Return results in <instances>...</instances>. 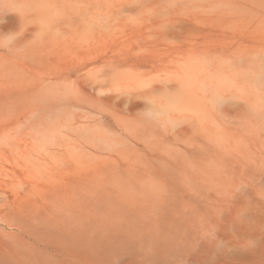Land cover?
Masks as SVG:
<instances>
[{"label": "rangeland", "instance_id": "374dc122", "mask_svg": "<svg viewBox=\"0 0 264 264\" xmlns=\"http://www.w3.org/2000/svg\"><path fill=\"white\" fill-rule=\"evenodd\" d=\"M143 1L0 0L3 123L50 100L53 89L46 85L70 66L103 65L93 63L100 56L140 52L149 58L182 47L170 65L121 62L120 70L130 71L107 82L112 90L157 75L155 81L180 72L192 77L178 98L165 93L151 104L110 102L103 116L91 109L92 131L79 128L70 141L55 134L53 117L45 114L44 135H24L35 163L28 157L30 167L1 200L0 264H264V0ZM10 123L5 132L17 135L18 123Z\"/></svg>", "mask_w": 264, "mask_h": 264}, {"label": "bare ground", "instance_id": "6f19581e", "mask_svg": "<svg viewBox=\"0 0 264 264\" xmlns=\"http://www.w3.org/2000/svg\"><path fill=\"white\" fill-rule=\"evenodd\" d=\"M135 2H137V0H134ZM145 1V0H144ZM143 1V2H144ZM156 1V0H155ZM154 1V2H155ZM161 1H163V0H161ZM130 2V1H129ZM129 2H128V4H129ZM142 2V1H141ZM153 2V1H152ZM157 2V1H156ZM191 2H192V0H191ZM132 3H134L133 1H132ZM132 3H130L131 5H129L130 7L132 6ZM145 3V2H144ZM157 3H159V2H157ZM163 3V2H162ZM183 3V2H182ZM196 3V2H195ZM139 4V3H138ZM143 4V3H142ZM147 4V3H146ZM151 4V3H150ZM154 4V3H153ZM179 4V3H178ZM136 5V4H135ZM134 4H133V6H135ZM148 5V4H147ZM152 5V4H151ZM180 5H182V4H180ZM179 5V6H180ZM184 5V4H183ZM196 5V4H195ZM120 6V5H119ZM132 6V7H133ZM150 6V5H149ZM161 6V5H160ZM160 6H158V7H160ZM123 7H124V5H123ZM122 7V8H123ZM141 7V6H140ZM139 7V8H140ZM143 7H145L144 5H143ZM174 7V6H173ZM134 8V7H133ZM136 8H137V6H136ZM155 8H157V7H155ZM165 8V7H164ZM163 8V9H164ZM179 8V7H178ZM138 9V8H137ZM173 9V8H172ZM116 10L118 11L119 9H117L116 8ZM122 10V9H121ZM121 10H119V12L118 13H120V11ZM130 10V9H129ZM156 10V9H155ZM162 10V9H161ZM166 10H167V8H166ZM117 11L115 12V14L117 13ZM168 11V10H167ZM156 12V11H155ZM158 12V11H157ZM156 12V13H157ZM160 12V11H159ZM166 12V11H165ZM130 13H131V11H130ZM121 14V13H120ZM128 14H129V12H128ZM162 14H164V13H162ZM111 15V14H110ZM117 15V14H116ZM116 15H115V17H116ZM119 15V14H118ZM158 15V14H157ZM112 16H114V15H112ZM126 16V15H125ZM130 16V15H129ZM152 16V15H151ZM182 16H183V14H182ZM106 17V16H105ZM110 17V16H109ZM128 17V16H127ZM185 17H186V13H185ZM117 18V17H116ZM115 18V19H116ZM149 18V17H148ZM151 18V17H150ZM149 18V19H150ZM110 19V18H109ZM124 19V18H123ZM123 19H121V20H123ZM126 19V18H125ZM124 19V20H125ZM168 21V20H167ZM182 21V20H181ZM180 21V22H181ZM187 21V20H186ZM164 22V21H163ZM170 22V21H169ZM171 22H172V20H171ZM174 22V21H173ZM108 23H110V22H108ZM185 23V22H184ZM162 25H163V23H161ZM160 24V25H161ZM175 24V23H174ZM188 24V23H187ZM167 24L165 23V26H166ZM171 25V24H170ZM177 25V24H176ZM182 25V24H181ZM189 25V24H188ZM164 26V27H165ZM187 26V25H186ZM156 26L154 25V24H152V26H151V28H155ZM176 27V26H175ZM183 27H184V24H183ZM163 28V27H162ZM166 28V27H165ZM174 29V28H173ZM178 29V28H177ZM187 30V29H186ZM147 31V30H146ZM149 31V30H148ZM166 31H167V29H166ZM168 31H170V30H168ZM174 31V30H173ZM178 31V30H177ZM180 31V30H179ZM149 35V34H148ZM153 35H155V34H153ZM152 35V36H153ZM147 36V35H146ZM149 36H151V34L149 35ZM156 36V35H155ZM153 37V38H156V37ZM159 37V36H158ZM170 37V36H169ZM140 38V37H139ZM137 39V38H136ZM166 39V38H165ZM158 40V39H157ZM163 40V39H162ZM137 41V40H136ZM140 41V40H139ZM139 41H137V43L139 42ZM164 41V40H163ZM142 42V41H141ZM158 42V41H157ZM133 44V43H132ZM131 44V46H133ZM139 44V43H138ZM141 44V43H140ZM183 45V44H182ZM184 46V45H183ZM133 47H135L134 49H136L137 47H136V45L135 46H133ZM176 48H175V50L174 51H171V50H169V51H164L161 55H159L158 53V55L156 54H154V55H152V57L150 56L149 58L148 57H146L143 53H140V52H135V53H132V54H130V55H125V56H123V55H119V56H114L113 54H111V55H106V56H100V57H98L97 59H95L94 61H93V63L94 62H102L103 63V65H99V66H92V67H89V65L90 64H88V63H83V64H81V65H74L75 67L74 68H72L71 69V67H73V66H70L69 68H70V70L68 69L67 70V72L66 73H64V75H62V76H57L58 77V81L56 80V82H50V83H48L47 85H46V83H45V85L47 86L45 89H48V88H51V89H53V94L52 95H50V100H46L45 102H41V103H36L35 102V104H33L32 105V108H31V113H29V111H22L21 113H19V115H17L16 116V118H14V119H11L10 121L12 122V121H16L17 123H18V127L16 128V131H18V134L17 135H13V129H11L10 131H8V132H5V128H4V124H6V123H10V121L9 122H5V123H3V122H1L0 121V214L2 213V210H1V207H2V204H1V200L2 199H4L5 197L4 196H6L7 195V193H8V187L10 186V185H12V183L14 182V178L15 177H19L18 175H20L21 173H24L29 167H30V161H28V157H30L31 159H34L33 160V162L35 163V161H36V159H37V157L36 156H34V155H32V150H33V145H32V142L31 141H29V140H27L25 137H24V135L27 137V138H32V137H34L35 135L36 136H38L40 133H41V135H44L43 133H42V128L41 127H43L44 126V121H43V117L45 116V114H47V113H51V117H53V119L52 120H54V125H51V126H55V127H53V129L52 128H49V129H52V130H55V132H53V134L55 133V134H58V133H62V136H64L65 138H67V141H70V140H72L73 139V134L75 133V132H77V130L80 128H82V129H86V128H88V127H90V110L91 109H94L97 113H99L101 116H103L104 115V109H103V107H105L104 105L106 104V103H110V102H113V103H118V104H130V103H132V102H134V101H137V100H141V101H143L144 102V100L147 102V103H149V104H151V102L150 101H152V102H154L153 100H151V99H155V98H158L159 96L160 97H162L161 96V94H165L166 93V95H171V96H174L177 92H179L180 90H184V89H182L184 86H185V84L187 83V82H189V80H191V78L189 77V75L188 74H185L184 72H180V75L179 76H177V77H175V78H171V77H173L174 75H172L170 78H169V76H166L167 78H162L161 76H162V73H161V76L159 75V78L161 77L162 79L161 80H156L155 81V78L156 77H158V75L155 73V75H157L153 80L154 81H150V80H148V79H146L147 80V82L145 81V82H141V84L140 83H138V85L136 84V83H134L135 85L134 86H132L131 85V83H128L127 82V84H129V85H131L132 86V88L131 89H129L127 86H126V88H128V89H126V90H121V89H115V90H112L109 86L110 85H112V84H110L109 86H108V84H107V82L108 83H111V82H115L114 80L112 81V79H115L116 77H120L122 74H123V70H124V72H125V69H127L128 70V68L129 67H125V69L123 68V70L121 71L120 69L121 68H119L120 66L118 65V64H120L121 65V62L122 63H131V65L132 66H135L136 64V66L139 68V66H142V67H149L150 65H152V66H155V65H157L156 63H158L159 62V64L160 63H162V64H164V63H168L169 65H170V63H172V64H174L172 61L175 59V57H180V49L182 48V47H180L179 45H178V47L177 46H175ZM172 48V47H171ZM174 48V47H173ZM188 49H190V48H188ZM111 50V49H110ZM161 50H163V49H161ZM178 50H179V52H178ZM132 51H133V49H132ZM157 51V50H156ZM186 51V50H185ZM196 51V50H195ZM148 52V51H147ZM187 53V52H186ZM185 53V54H186ZM198 54H199V52H197ZM177 54V55H176ZM189 56V55H188ZM191 56V55H190ZM189 56V57H190ZM192 56H197L196 55V53L193 55L192 54ZM191 56V57H192ZM5 57V56H4ZM200 57V56H199ZM205 57H206V55H205ZM186 58H187V56H186ZM195 58V57H194ZM193 58V59H194ZM207 58V57H206ZM205 58V59H206ZM183 59V58H182ZM193 59H191V60H193ZM198 59V58H197ZM196 59V60H197ZM209 59H210V56H209ZM212 59V58H211ZM210 59V60H211ZM189 60H190V58H189ZM190 60V61H191ZM195 60V61H196ZM213 60V59H212ZM212 60H211V63H212ZM176 61V60H175ZM179 61H181V60H177V62L176 63H178ZM201 61H203V60H201ZM164 62V63H163ZM188 62V61H187ZM193 62V61H192ZM203 62H206V61H203ZM202 62V63H203ZM209 62V61H208ZM190 63V62H189ZM188 63V64H189ZM202 63H200L201 65H202ZM13 64V63H12ZM80 64V63H79ZM155 64V65H154ZM161 64V65H162ZM179 64V63H178ZM181 64V63H180ZM182 64H185V61H183L182 62ZM192 64V63H191ZM195 64H197V62H195L193 65H195ZM206 63H204V65H205ZM208 64V63H207ZM92 65V64H91ZM131 65H129V66H131ZM211 65V64H210ZM12 66V65H11ZM14 66V65H13ZM12 66V67H13ZM16 66H18V65H16ZM19 66H21L20 64H19ZM27 66V67H26ZM26 66H24V67H26V68H29V66L28 65H26ZM69 66V65H68ZM123 66V65H122ZM132 66H131V69H132ZM159 66V65H158ZM163 66V65H162ZM161 66V67H162ZM172 66V65H171ZM189 66H192V65H190L189 64ZM207 66V65H206ZM22 67H23V65H22ZM23 67V68H24ZM56 67V66H55ZM65 67V66H64ZM63 66H62V68H64ZM168 67H170V66H168ZM195 67V66H194ZM201 67V66H200ZM32 68V67H31ZM65 68H67V67H65ZM64 68V71L63 72H65V69ZM150 68V67H149ZM170 68H172V67H170ZM180 68V67H179ZM189 67L187 66V69H188ZM205 68V67H204ZM210 68V67H209ZM35 69V68H34ZM60 69V68H59ZM57 70V73H59L60 72V70ZM135 69V68H134ZM143 69V68H142ZM152 69V68H151ZM159 68H157V70H158ZM163 69H165V68H163ZM176 69V68H175ZM182 69V68H181ZM20 70H21V68H20ZM36 70V69H35ZM34 70V71H35ZM126 70V71H127ZM136 70V69H135ZM140 70V69H139ZM145 70V69H144ZM144 70H143V72H144ZM161 69H159V71H160ZM168 70H170L169 68H168ZM179 70V69H178ZM188 70H190V69H188ZM198 70V69H197ZM196 70V72H198ZM199 70H201V68L199 69ZM13 71V70H12ZM52 71V70H51ZM54 71H55V69H54ZM128 71H130V70H128ZM153 71H154V69H153ZM167 71V70H166ZM194 71V70H193ZM206 72H207V69L205 70ZM22 72H24V71H22ZM36 73H37V70L35 71ZM43 72V71H42ZM46 73H47V71H45ZM132 72H133V70H132ZM145 72H148V70H146ZM150 72V71H149ZM172 72V71H171ZM195 72V71H194ZM26 73V71L23 73V74H25ZM38 73H40L39 71H38ZM151 73V72H150ZM205 73V72H204ZM23 74H21V73H19V75H23ZM35 74V73H34ZM49 74V73H48ZM131 74V73H130ZM159 74V73H158ZM165 74V73H164ZM169 74H171L170 72H169ZM168 74V75H169ZM194 74V73H193ZM37 75V74H36ZM41 75H45V74H41ZM125 75V74H124ZM123 75V76H124ZM186 75H188V76H186ZM201 76H202V74H200ZM50 76V75H49ZM54 76V75H53ZM56 76V75H55ZM54 76V77H55ZM71 76H75L76 77V79H75V81H73L74 83L76 82L77 83V86L75 87V88H70V89H72L71 91H69L70 89L68 88L69 86L71 87V85H73L74 83H71V84H69L70 82H72V81H68V84H69V86L68 85H66L67 84V80H69L70 78H71ZM126 76V75H125ZM195 76H196V74H195ZM205 76H206V74H205ZM204 76V77H205ZM37 77V76H36ZM35 77V78H36ZM45 77V76H44ZM48 77V76H47ZM122 77V76H121ZM127 77V76H126ZM163 77H164V75H163ZM35 78H34V80H35ZM128 78V77H127ZM195 78V77H194ZM201 78H203V76L201 77ZM206 78H207V76H206ZM210 78V77H209ZM39 79H40V77H39ZM42 79H44V78H42ZM14 80H16V79H14ZM29 80V79H28ZM41 80V79H40ZM118 80V79H117ZM204 80H205V78H204ZM207 80V79H206ZM25 82L24 81V79L23 80H21V83H22V86L24 85L23 84V82ZM36 81V80H35ZM37 81H39V80H37ZM36 81V82H37ZM49 81H50V79H49ZM111 81V82H110ZM123 80H121L119 83H121ZM197 81V80H196ZM195 81V82H196ZM29 82H31V80L29 81ZM66 82V83H65ZM117 83H118V81H116ZM32 83V82H31ZM42 83V82H41ZM40 82H39V84H41ZM189 83H191V82H189ZM188 83V84H189ZM204 83V82H203ZM27 84H29L28 82H27ZM43 84V83H42ZM115 84V83H114ZM192 84H193V81H192ZM32 85V84H31ZM31 85H29V87H31ZM33 85H35V83L33 84ZM32 85V86H33ZM194 85V84H193ZM193 85H190V86H193ZM36 86V85H35ZM37 86H40V85H37ZM66 86H67V89H69V90H67L66 89ZM115 86V85H114ZM117 86H120L121 88L123 87V86H121V84L119 85V84H117ZM25 87V86H24ZM107 87H109V89L107 88ZM14 88V87H13ZM18 88V87H17ZM33 88H34V86H33ZM32 88V89H33ZM204 88V87H203ZM29 89V88H28ZM44 89V88H43ZM44 89V90H45ZM186 89H188V88H186ZM190 89V88H189ZM207 89V88H206ZM205 88H204V90H206ZM24 90H27V88H25ZM23 90V91H24ZM43 90V91H44ZM48 90H50V89H48ZM203 90V91H204ZM208 90V89H207ZM207 90H206V93H208L207 92ZM210 90H212V89H210ZM210 90H208V91H210ZM220 90V89H219ZM219 90H217V91H219ZM43 91H41L42 93H43ZM193 91H194V89H193ZM193 91H191V92H193ZM203 91H202V93H203ZM21 92V91H20ZM45 92V91H44ZM201 92V91H200ZM211 92V91H210ZM216 92V91H215ZM219 92H221V91H219ZM187 93V92H186ZM201 93V94H202ZM224 92H222V94H223ZM49 94V92L47 91L45 94H44V96H47ZM185 94V93H184ZM191 94V93H190ZM197 94V93H196ZM203 94H205V93H203ZM210 94V93H209ZM208 94V95H209ZM42 95V94H41ZM177 95L178 94H176L175 95V97L176 98H178L177 97ZM193 94H191V96H192ZM195 95V94H194ZM207 95V94H206ZM218 95V94H217ZM185 96V95H184ZM197 96V95H196ZM201 96V95H200ZM203 97L205 96V95H202ZM211 96V95H210ZM213 96V95H212ZM215 96V95H214ZM219 96V97H218ZM217 97L218 98H220V94L218 95ZM224 96V95H223ZM226 96V95H225ZM34 97V96H33ZM216 97V98H217ZM188 98V97H187ZM186 98V99H187ZM215 98V97H214ZM225 98V97H224ZM17 99V98H16ZM32 99H34V98H32ZM36 99V98H35ZM180 99V101H181V99L182 98H179ZM212 99V98H211ZM227 99V98H226ZM230 98H228V100H229ZM222 100H223V98H222ZM160 101V100H159ZM212 101V100H211ZM221 101V100H220ZM231 101V100H230ZM163 102H165V101H163ZM163 102H162V104H163ZM166 104H167V102H165ZM221 103V102H220ZM223 103H224V101H223ZM153 104V103H152ZM159 105V103H156V105ZM162 104H160V105H162ZM219 104V103H218ZM9 105H11V103H9ZM114 104H112V106H113ZM154 105V104H153ZM159 105V106H160ZM165 105V104H164ZM174 105H176V103H174ZM225 105V104H224ZM107 106H108V104H107ZM111 106V105H110ZM155 106V105H154ZM163 106V105H162ZM116 107V106H115ZM120 107V106H119ZM105 108H108V107H105ZM154 108V107H153ZM112 109V108H111ZM116 109V108H115ZM161 109H162V107H161ZM157 110V109H156ZM160 110V109H159ZM106 111H107V109H106ZM151 111H153L152 109H151ZM94 112V111H93ZM156 112V111H155ZM109 113V112H108ZM63 114H65V116H63ZM116 114V113H115ZM164 114V113H163ZM96 115V114H95ZM155 115V114H154ZM153 115V116H154ZM61 116L62 117H64V123H62V124H59V123H61L60 121H61ZM106 116V115H105ZM109 116V115H108ZM171 116V115H170ZM110 117V116H109ZM108 117V118H109ZM165 117H167V116H165ZM23 118H25V120L27 121V123H28V128H27V126L26 125H24V122H23ZM105 118V117H104ZM158 118H160V117H158ZM63 119V118H62ZM154 119H156L155 117H154ZM162 119V118H161ZM164 119V118H163ZM51 120V121H52ZM166 120H167V118H166ZM106 121V120H105ZM163 121V120H162ZM161 121V122H162ZM168 121H170V120H168ZM103 122V121H102ZM156 122V121H155ZM171 122V121H170ZM175 122V121H174ZM174 122H172V123H174ZM50 123V122H49ZM106 123V122H105ZM112 123V122H111ZM116 123H118V122H116ZM115 123V124H116ZM120 123V122H119ZM164 122H162V124H163ZM11 124V123H10ZM51 124V123H50ZM53 124V123H52ZM122 124V123H121ZM64 126V127H62V126ZM106 125V124H105ZM113 125V124H112ZM126 125H128V123L126 124ZM108 126H110V125H108ZM123 126H124V123H123ZM172 126V125H171ZM47 127V126H46ZM95 127V126H94ZM100 127V126H99ZM117 127V126H116ZM128 127V126H127ZM126 126H125V128H127ZM164 127V126H163ZM175 128V127H174ZM90 130H91V127L89 128ZM88 129V130H89ZM100 129V128H99ZM111 129V128H110ZM121 129V128H120ZM129 129H131V128H129ZM166 129V128H165ZM173 129V128H172ZM48 130V129H47ZM87 130V129H86ZM112 130H114V129H112ZM168 130V129H167ZM92 131V130H91ZM100 131V130H99ZM114 131H116V130H114ZM119 131V130H118ZM123 131V130H122ZM51 132V131H50ZM101 132V131H100ZM103 132V131H102ZM104 132H106V130L104 131ZM109 132V131H108ZM110 132H112V131H110ZM107 133V132H106ZM124 133H126V132H124ZM130 133V132H129ZM51 134H52V132H51ZM52 134V135H53ZM54 134V135H55ZM108 134V133H107ZM110 134V133H109ZM131 134V133H130ZM73 135V136H72ZM111 135V134H110ZM113 135V134H112ZM115 135V134H114ZM117 135H119V134H117ZM122 135V134H121ZM81 136V135H80ZM89 136V135H88ZM91 136V135H90ZM94 136H96V135H94ZM100 136H104L102 133H101V135ZM109 136V135H108ZM108 136L106 137V138H108ZM125 136H126V134H125ZM18 137V138H17ZM46 137H48V136H46ZM56 137V136H55ZM75 137V136H74ZM128 138H129V136H127ZM78 138V137H77ZM102 138V137H101ZM104 138V137H103ZM105 138V140H107ZM123 138V137H122ZM121 138V139H122ZM127 138V139H128ZM137 138V137H136ZM130 139V138H129ZM138 139V138H137ZM136 139V140H137ZM59 140V139H58ZM102 140V139H101ZM66 141V145H67V142ZM81 141V140H80ZM93 141V140H92ZM43 142V141H42ZM106 143V142H105ZM71 144H73V143H71ZM84 144V143H83ZM88 144V143H87ZM78 145V144H77ZM85 145V144H84ZM96 145V144H95ZM99 145H100V143H99ZM69 146V145H68ZM62 147V146H61ZM43 148L48 152H50V155H51V149H50V147L49 146H47V145H43ZM90 148V147H89ZM35 151H37V152H40L41 151V144H39V145H37L35 148ZM53 149V148H52ZM59 149V148H58ZM57 148H56V150H58ZM67 149V148H66ZM65 149V150H66ZM77 149V148H76ZM83 149V148H82ZM62 150V149H61ZM59 151V150H58ZM70 151V150H69ZM90 151V150H89ZM71 152V151H70ZM69 152V153H70ZM29 153H31L29 156H28V154ZM84 153V152H83ZM65 154H68V153H65ZM85 154V153H84ZM69 155V154H68ZM87 156L89 155V154H86ZM56 156V155H55ZM58 156H61L59 153H58ZM64 156V155H63ZM76 157V156H75ZM84 157V156H83ZM63 158V157H62ZM77 158V157H76ZM38 159H40L41 160V158H38ZM84 159V158H83ZM48 160V159H47ZM54 160H56V159H54ZM65 160V156H64V159H63V161ZM67 161V160H66ZM65 161V162H66ZM72 160L70 159L69 160V162H71ZM77 161V160H76ZM80 161V160H79ZM61 162V161H60ZM46 163H48V162H46ZM84 163V165H85V161L83 162ZM50 164V163H49ZM79 165V164H78ZM82 165V164H81ZM87 165V164H86ZM46 166V165H45ZM55 166V165H54ZM59 167H60V164L58 165ZM62 166V165H61ZM52 167V166H51ZM63 167V166H62ZM72 167H73V165H72ZM88 167V166H87ZM86 167V168H87ZM38 169H39V167H37ZM49 168V167H48ZM53 168V167H52ZM51 168V169H52ZM64 168V167H63ZM80 168H81V166H80ZM85 168V169H86ZM42 168H40V170H41ZM50 169V170H51ZM66 169V168H65ZM68 169H70V168H68ZM43 170V169H42ZM64 170V169H63ZM83 170V169H82ZM81 170V171H82ZM56 171V170H55ZM45 172H46V170H45ZM44 172V173H45ZM49 172V171H48ZM54 172V171H53ZM62 172V171H61ZM26 173H28V172H26ZM66 173V172H65ZM67 173H68V171H67ZM66 173V174H67ZM71 173V172H70ZM86 173V172H85ZM54 174V173H53ZM30 175V174H29ZM32 175V174H31ZM36 175V174H35ZM58 175V174H57ZM88 175V174H87ZM27 177H28V175H26ZM33 176V175H32ZM45 176V175H44ZM47 176H48V174H47ZM68 176V175H67ZM82 176H84V175H82ZM23 177V176H22ZM66 177V176H65ZM48 178H50V176L48 177ZM47 178V179H48ZM32 179H33V177H32ZM31 179V180H32ZM39 179V178H38ZM42 179H45V177L44 178H42ZM41 179V180H42ZM51 179V178H50ZM65 179V178H64ZM24 180V179H23ZM30 180V181H31ZM49 180V179H48ZM87 180V179H86ZM33 181V180H32ZM31 181V182H32ZM39 181V180H38ZM45 181V180H44ZM83 182H84V180H82ZM31 182H30V185H31ZM50 182V181H49ZM86 183H88L87 181H85ZM28 183V182H27ZM40 183V182H39ZM46 183H48V181L46 182ZM85 183V184H86ZM44 184V183H43ZM85 186H87V185H85ZM83 187V186H82ZM88 187V186H87ZM87 187H85L86 188V190L87 189H89V188H87ZM11 189H12V186L10 187ZM80 188H81V186H80ZM84 188V189H85ZM7 189V190H6ZM56 189V188H55ZM82 189V188H81ZM80 189V190H81ZM15 190V189H14ZM40 190H41V188H40ZM44 190H45V188H44ZM48 190V189H47ZM50 190V189H49ZM36 191H37V189H36ZM50 191H52L53 192V190H50ZM47 192V191H46ZM51 192V193H52ZM57 192V191H56ZM84 192V191H83ZM88 192H89V190L87 191V194H88ZM11 193V192H10ZM9 193V194H10ZM18 193V192H17ZM32 193V192H31ZM30 193V194H31ZM35 193V192H34ZM81 193H82V191H81ZM85 193V192H84ZM37 194H38V192H37ZM87 194H85V195H87ZM15 195V194H14ZM35 195H36V193H35ZM46 194H42V196H45ZM54 195V194H53ZM16 196V195H15ZM25 196V195H24ZM40 196V195H39ZM65 196V195H64ZM82 196H84V195H82ZM9 197V196H8ZM17 197V196H16ZM41 197V196H40ZM87 197L88 196H86V199H87ZM19 198H22V197H19ZM44 198V197H43ZM46 199H47V197H45ZM83 198H85V197H83ZM62 199V198H61ZM24 200H25V197H24ZM52 200V199H51ZM60 200V199H59ZM46 201V200H45ZM63 201V200H62ZM84 202H86V201H84ZM16 203V202H15ZM64 203V202H63ZM87 203V202H86ZM16 205V204H15ZM5 206V205H4ZM17 206V205H16ZM19 206V205H18ZM8 207V206H7ZM10 208V207H9ZM20 208V207H19ZM23 208V207H22ZM21 209V208H20ZM19 209V210H20ZM58 209H59V207H58ZM21 211V210H20ZM22 214V213H21ZM26 214H27V212H26ZM8 226V225H7ZM7 226H3V229H7L6 227ZM1 240V239H0Z\"/></svg>", "mask_w": 264, "mask_h": 264}]
</instances>
